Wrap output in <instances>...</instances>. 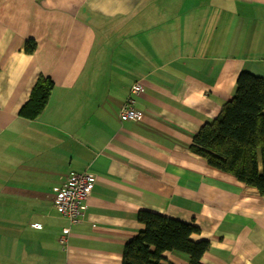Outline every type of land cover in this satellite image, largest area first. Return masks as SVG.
<instances>
[{"label":"crops","instance_id":"1","mask_svg":"<svg viewBox=\"0 0 264 264\" xmlns=\"http://www.w3.org/2000/svg\"><path fill=\"white\" fill-rule=\"evenodd\" d=\"M243 70L264 77V0H0V264H122L139 210L195 225L204 264H264V197L189 148ZM40 74L54 86L25 119ZM83 172L70 224L54 190Z\"/></svg>","mask_w":264,"mask_h":264},{"label":"trees","instance_id":"2","mask_svg":"<svg viewBox=\"0 0 264 264\" xmlns=\"http://www.w3.org/2000/svg\"><path fill=\"white\" fill-rule=\"evenodd\" d=\"M35 47L34 40L27 39L23 50L33 54ZM53 86L50 76L40 74L19 116L29 120L38 117ZM189 148L210 167L254 187L264 197V77L240 71L233 96L220 106L214 120L193 135ZM137 220L142 229L124 246L122 264H161L167 251L187 256L189 264H204L201 256L208 243L191 239L197 231L195 225L151 210H139Z\"/></svg>","mask_w":264,"mask_h":264},{"label":"built area","instance_id":"3","mask_svg":"<svg viewBox=\"0 0 264 264\" xmlns=\"http://www.w3.org/2000/svg\"><path fill=\"white\" fill-rule=\"evenodd\" d=\"M140 85L134 84L130 93L125 97L121 107L120 119L122 121L134 119V96L140 92ZM95 177L89 172L75 173L67 177L62 186L55 188L56 194L53 200L54 209L70 224L77 222L86 209V199L94 186ZM39 225L35 224V227ZM69 234V228H64L59 235V241L65 243Z\"/></svg>","mask_w":264,"mask_h":264}]
</instances>
